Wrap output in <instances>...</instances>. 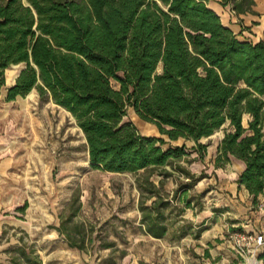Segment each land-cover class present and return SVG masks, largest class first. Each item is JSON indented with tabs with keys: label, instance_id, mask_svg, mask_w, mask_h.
I'll list each match as a JSON object with an SVG mask.
<instances>
[{
	"label": "trees",
	"instance_id": "obj_1",
	"mask_svg": "<svg viewBox=\"0 0 264 264\" xmlns=\"http://www.w3.org/2000/svg\"><path fill=\"white\" fill-rule=\"evenodd\" d=\"M209 1L0 0V93L13 102L35 90L68 112L83 133L91 167L142 172L147 199L157 192L150 175H167L173 162L195 182L178 160L193 153L203 158L207 145L200 140L226 125L213 166L241 162L237 189L256 204L264 193V34L256 43L240 39ZM219 3L236 15L255 14L252 0ZM17 65L23 69L16 79L7 78ZM129 109L160 137L141 134ZM179 140L181 146L169 144ZM144 204L145 232L163 238L169 203ZM67 241L83 250V238ZM11 253L9 264H41L22 243Z\"/></svg>",
	"mask_w": 264,
	"mask_h": 264
},
{
	"label": "rangeland",
	"instance_id": "obj_2",
	"mask_svg": "<svg viewBox=\"0 0 264 264\" xmlns=\"http://www.w3.org/2000/svg\"><path fill=\"white\" fill-rule=\"evenodd\" d=\"M21 69L23 65H18L5 76L10 79ZM11 85L6 83V87ZM5 96V90L1 91L0 204L3 213L16 220V226L6 229L2 238L7 246L6 264L21 243L34 252L30 253L32 261L41 264H202L204 248L190 237L179 242L176 234L201 225L191 220L200 215L218 216L229 225L235 220L228 226L227 236L233 260L235 264L256 262L259 254L249 257L242 253L229 236L263 230L264 203L258 199L256 204L250 203L248 212H240L237 207L242 198L233 188L240 172L238 162L222 169L213 166L226 125L200 140L207 145L203 158L193 153L178 160L176 165L193 175L195 182L173 162L165 167L167 175L159 171L150 175L149 182L157 192L147 199L151 194L142 186V172L116 174L91 167L84 136L68 112L51 100H40L35 90L13 102H6ZM128 119L141 134L160 137L132 109ZM246 121L244 116V126ZM169 144L181 146L182 141ZM191 146L186 143L187 149ZM232 191L235 196L230 203ZM160 199L169 203L163 209L169 218V233L157 241L140 223V202L149 207ZM20 208L24 211H18ZM245 223L251 227L242 226ZM68 237L74 243L83 238V250L70 247Z\"/></svg>",
	"mask_w": 264,
	"mask_h": 264
},
{
	"label": "crops",
	"instance_id": "obj_3",
	"mask_svg": "<svg viewBox=\"0 0 264 264\" xmlns=\"http://www.w3.org/2000/svg\"><path fill=\"white\" fill-rule=\"evenodd\" d=\"M220 0H210L208 2V7L212 9L219 17L222 24L229 28L234 34L238 35V37L242 40L251 41L256 43L263 39L264 34V0H252L254 5L252 6V10L255 14H245V15H236L230 8V6H221L219 3ZM235 159L231 160L233 164ZM240 166V171L243 169V164L237 161ZM222 169V168H218ZM236 182V180H235ZM233 182L235 188L233 191L237 196L242 198V204H240L237 209L242 212H248L251 203V198L248 192L241 188L237 189L236 183ZM233 191L231 192L230 203L234 202ZM258 199H260L264 203V193L261 194ZM156 201V200H155ZM154 202V201H153ZM152 202V203H153ZM151 203V205H152ZM234 204V203H233ZM150 205V206H151ZM149 206V207H150ZM228 206V205H226ZM264 211V207L261 212ZM228 212V211H226ZM225 212V213H226ZM241 213V214H242ZM252 213V212H250ZM229 214V213H226ZM249 214V213H248ZM165 216V225L166 232L163 238L157 239L148 235L153 240H164L169 233V218ZM235 218V217H234ZM231 219V218H229ZM195 224L197 222H201L197 228L192 225V228L189 231L182 229L180 232L178 231L176 234L179 236V242L183 240H187V238H193L194 241L198 242V244L203 247L202 254L200 260L202 264H235L233 260V252L231 251V247L227 240V236L229 234L228 226H233L235 220H231L232 224L229 225V221L225 222L221 221L218 216H208V215H200L196 216L195 219H191ZM237 221V220H236ZM12 226H16V220L13 219L12 216L5 215L2 211V206L0 204V263L6 264V244L2 239L6 229H9ZM227 226V227H226ZM244 227H251L248 223L242 225ZM194 228L197 230L194 231ZM210 245L211 248H208ZM256 262L253 264H264V254H259L255 257Z\"/></svg>",
	"mask_w": 264,
	"mask_h": 264
},
{
	"label": "built area",
	"instance_id": "obj_4",
	"mask_svg": "<svg viewBox=\"0 0 264 264\" xmlns=\"http://www.w3.org/2000/svg\"><path fill=\"white\" fill-rule=\"evenodd\" d=\"M229 238L242 253L249 254V257H254L256 254H264V229L259 233L253 234L232 233Z\"/></svg>",
	"mask_w": 264,
	"mask_h": 264
},
{
	"label": "water",
	"instance_id": "obj_5",
	"mask_svg": "<svg viewBox=\"0 0 264 264\" xmlns=\"http://www.w3.org/2000/svg\"><path fill=\"white\" fill-rule=\"evenodd\" d=\"M18 66V65H17ZM11 67H13V66H11ZM18 76V74L15 76V79H16V77ZM15 79H14V81H13V83L12 84H14V82H15ZM7 83V82H6ZM83 134V133H82Z\"/></svg>",
	"mask_w": 264,
	"mask_h": 264
}]
</instances>
